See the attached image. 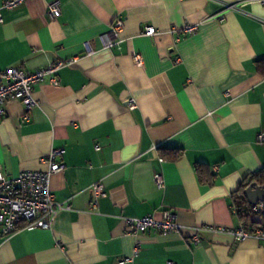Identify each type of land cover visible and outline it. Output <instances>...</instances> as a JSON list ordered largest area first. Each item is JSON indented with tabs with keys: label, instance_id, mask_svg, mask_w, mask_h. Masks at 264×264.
Here are the masks:
<instances>
[{
	"label": "crops",
	"instance_id": "crops-1",
	"mask_svg": "<svg viewBox=\"0 0 264 264\" xmlns=\"http://www.w3.org/2000/svg\"><path fill=\"white\" fill-rule=\"evenodd\" d=\"M0 14V71L74 59L57 84L35 85L37 106L10 99L0 116L1 172L43 170L63 148L49 187L69 205L48 229L0 233V264H264L253 237L200 230L188 240L196 226L243 222L233 197L264 169V0H24ZM117 18L121 41L103 47ZM186 23L197 30L182 32ZM146 25L158 33L143 35ZM95 181L107 194L91 210ZM163 210L185 228L126 232L123 217Z\"/></svg>",
	"mask_w": 264,
	"mask_h": 264
},
{
	"label": "built area",
	"instance_id": "built-area-1",
	"mask_svg": "<svg viewBox=\"0 0 264 264\" xmlns=\"http://www.w3.org/2000/svg\"><path fill=\"white\" fill-rule=\"evenodd\" d=\"M24 0H5L0 9H12L20 5ZM47 13L51 20H56L60 15L58 1H52L47 5ZM1 21V14H0ZM124 21L117 18L107 33L99 35L103 47H111L121 41L117 38L122 30ZM198 28L197 24H184L182 32L191 34ZM158 31L152 25H146L142 31L145 36H153ZM134 62L142 64V58L135 54ZM74 59H64L50 62L45 66L38 67L32 71L24 70L20 65H11L0 71V116L4 115V105L10 99H18L24 106L25 112L38 105L34 94L35 85L41 82L45 76H50L52 83L57 84L56 77L59 69L70 65ZM129 107L133 108L131 101ZM27 119V114L24 115ZM259 141H264V131L257 135ZM95 148L98 150L99 146ZM64 153L63 148L51 149L46 157L41 159L46 164L43 170H22L15 176H5L0 170V233L10 235L19 228H43L48 229L57 214L62 209H69V205L57 201L52 194L49 182L50 176L64 168V164L56 160L58 155ZM164 159L161 157L160 161ZM214 169L216 167H213ZM154 181L158 187L163 186V178L160 173L154 174ZM91 210L97 209L99 199L106 196L105 186L101 181H95L90 185ZM233 209V213H235ZM127 225V233L137 234L151 230L159 233L180 232L185 226L178 222L175 213L170 210H163L159 217L152 214L141 217H123ZM200 230L210 232L228 233L236 240H244L253 237L264 242V200H259L251 205L245 221L235 227H224L217 225H200L192 228V235L188 240L194 243L199 242L198 232ZM137 251V250H136ZM132 257H126L119 262H130ZM167 264H176L168 262Z\"/></svg>",
	"mask_w": 264,
	"mask_h": 264
},
{
	"label": "trees",
	"instance_id": "trees-1",
	"mask_svg": "<svg viewBox=\"0 0 264 264\" xmlns=\"http://www.w3.org/2000/svg\"><path fill=\"white\" fill-rule=\"evenodd\" d=\"M174 152L173 155H171L172 158H174L176 155ZM251 182H257L258 184H264V169H260L257 171L252 172L249 175L248 181L242 185V189L239 190L238 193H235L232 201V205L235 208V214L239 220L244 221L247 218V214L250 208V204L247 203L244 195H243V189Z\"/></svg>",
	"mask_w": 264,
	"mask_h": 264
},
{
	"label": "water",
	"instance_id": "water-1",
	"mask_svg": "<svg viewBox=\"0 0 264 264\" xmlns=\"http://www.w3.org/2000/svg\"><path fill=\"white\" fill-rule=\"evenodd\" d=\"M243 195L250 205L256 204L259 200H264V184H258L257 182L249 183L243 189Z\"/></svg>",
	"mask_w": 264,
	"mask_h": 264
},
{
	"label": "clouds",
	"instance_id": "clouds-1",
	"mask_svg": "<svg viewBox=\"0 0 264 264\" xmlns=\"http://www.w3.org/2000/svg\"><path fill=\"white\" fill-rule=\"evenodd\" d=\"M223 194H224V195H226V194H227V192L225 191Z\"/></svg>",
	"mask_w": 264,
	"mask_h": 264
}]
</instances>
